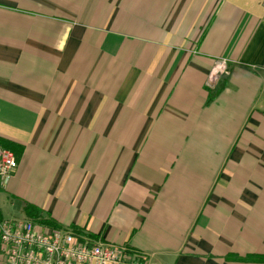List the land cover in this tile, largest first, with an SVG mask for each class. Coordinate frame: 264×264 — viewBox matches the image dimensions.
<instances>
[{
  "label": "crops",
  "instance_id": "1",
  "mask_svg": "<svg viewBox=\"0 0 264 264\" xmlns=\"http://www.w3.org/2000/svg\"><path fill=\"white\" fill-rule=\"evenodd\" d=\"M0 139V220L264 264V0H0Z\"/></svg>",
  "mask_w": 264,
  "mask_h": 264
},
{
  "label": "built area",
  "instance_id": "2",
  "mask_svg": "<svg viewBox=\"0 0 264 264\" xmlns=\"http://www.w3.org/2000/svg\"><path fill=\"white\" fill-rule=\"evenodd\" d=\"M225 60L218 61L208 76L212 87L227 73ZM17 167L14 153L0 149V184ZM142 255L126 245L94 240L79 232L56 228L36 219L0 220V264H141Z\"/></svg>",
  "mask_w": 264,
  "mask_h": 264
},
{
  "label": "trees",
  "instance_id": "3",
  "mask_svg": "<svg viewBox=\"0 0 264 264\" xmlns=\"http://www.w3.org/2000/svg\"><path fill=\"white\" fill-rule=\"evenodd\" d=\"M217 92H218V89L216 91L211 92L209 95V100H212L215 97ZM0 149H8V150L13 152L14 147L12 146L11 143L5 142V141L0 139ZM14 155H15V153H14ZM24 212L28 217H30L32 219H36L41 223H45V224H48L50 226L59 228V226L53 220H51L48 217L41 216L39 210L36 207H34L33 205H29V204L25 205L24 206ZM76 232H78V231H76ZM248 259L249 260H253V259L258 260L260 258L252 256V257H248Z\"/></svg>",
  "mask_w": 264,
  "mask_h": 264
},
{
  "label": "rangeland",
  "instance_id": "4",
  "mask_svg": "<svg viewBox=\"0 0 264 264\" xmlns=\"http://www.w3.org/2000/svg\"><path fill=\"white\" fill-rule=\"evenodd\" d=\"M223 75H225V74H223ZM223 75H222V76H223ZM218 79H219V78H218ZM13 210H14V212H15V209H14V208H13Z\"/></svg>",
  "mask_w": 264,
  "mask_h": 264
}]
</instances>
